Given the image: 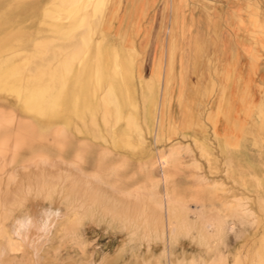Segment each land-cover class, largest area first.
I'll use <instances>...</instances> for the list:
<instances>
[{
	"label": "rangeland",
	"instance_id": "1",
	"mask_svg": "<svg viewBox=\"0 0 264 264\" xmlns=\"http://www.w3.org/2000/svg\"><path fill=\"white\" fill-rule=\"evenodd\" d=\"M1 2L0 264H264V0Z\"/></svg>",
	"mask_w": 264,
	"mask_h": 264
},
{
	"label": "bare ground",
	"instance_id": "2",
	"mask_svg": "<svg viewBox=\"0 0 264 264\" xmlns=\"http://www.w3.org/2000/svg\"><path fill=\"white\" fill-rule=\"evenodd\" d=\"M7 7H8V5H7ZM100 9H101V7L98 8V9H96L95 12H94V19H95L96 22H97V20H99L101 18L100 14H102V12L100 11ZM8 13H9V11H8ZM0 18H1V16H0ZM7 18H8V20L9 19H12V18H9V16ZM5 20H7V19L5 18ZM10 22H11V20H10ZM7 24H9V23H7ZM14 24H17V23H14ZM7 27H9V26H6V28ZM0 30H2V29H0ZM51 41H53V40H51ZM18 59H19V57H18ZM18 64H20V63H18ZM14 67H18V66H14ZM55 72H56V70H55ZM19 74H21V72ZM51 76L53 78V75H51ZM20 81H21L20 80V77L19 78H15L14 72H13V70L11 68H4V67L3 68L2 67L0 68V92H5L6 94L13 95V96L14 95H20L22 92H24L23 89H22V84L23 83L21 84ZM25 81L27 83V79L24 80V82ZM56 82H57V77H56ZM26 85H28V84H26ZM38 86H39V84H38ZM26 89L27 88H25L24 90H26ZM6 94H5V96H6ZM29 96H30V94H28V95L27 94H24L25 103L28 100ZM22 97H23V94H22ZM56 214H57V212H56ZM53 217L55 218V214H54V212L51 213V211H50V213H46L44 215V217L43 216L37 217L33 213H31V214H25V215H19V216L15 217L13 219V221L9 225V228H8L9 229V237L12 240H14V241L16 240L19 243H21L25 248H28L29 250H31L33 256L36 259H38L37 258L38 255H39L38 254L39 253L38 251H41L40 250V247H41V245L43 243L45 244V242H46L45 240L47 239L48 234H49V232H50V230H51V228H52V226H53V224L55 222V220L51 219ZM0 252L2 254L3 247L0 248ZM1 254H0V256L3 255V254L2 255Z\"/></svg>",
	"mask_w": 264,
	"mask_h": 264
},
{
	"label": "crops",
	"instance_id": "3",
	"mask_svg": "<svg viewBox=\"0 0 264 264\" xmlns=\"http://www.w3.org/2000/svg\"><path fill=\"white\" fill-rule=\"evenodd\" d=\"M6 1V0H5ZM23 0H21V2H22ZM19 3H20V1H19ZM107 3H108V1H107ZM2 2L0 3V10H1V7H2ZM7 5H8V7L6 6V8H5V10L4 11H2V12H0V16H1V18H0V29H2V30H0V40H2V41H7V43H9V34H11L12 32H11V27L13 28V26H12V22H13V18H12V16H11V13H10V10H11V6H10V4L7 2ZM107 5V4H106ZM8 11H9V13H8ZM29 11V12H28ZM5 12V13H4ZM35 12V9H34V7H31L29 10H26L24 13H34ZM2 13V14H1ZM6 14V15H5ZM7 19V20H5V18ZM9 16V18H12V19H9L8 20V17ZM26 17V16H25ZM17 19H20L19 17H17ZM5 20V21H4ZM10 20H11V22H10ZM7 23H9V24H7ZM5 24V25H4ZM2 25V26H1ZM11 25V26H10ZM6 26H9V27H7L6 28ZM4 27V28H3ZM7 29V30H6ZM10 32V33H9ZM4 33V34H3ZM128 42V41H127ZM158 65L156 66H154L153 67V69H152V71L150 72L152 75H156L157 76V74H158ZM122 71L120 72V74H123V72H126V73H128V74H130V68H131V63L129 62V61H126L124 64H123V66H122ZM125 73V74H126ZM121 78H122V81L120 82V84H119V86L120 87H115L114 86V84L112 85V87H113V90L114 89H120L121 90V92L122 91H125L126 89H127V87L126 86H128V82H129V77L127 76V74H126V76H121ZM122 96L124 97V99H126V100H128L129 99V97H127V94L125 95V93H122ZM113 98V102H114V106L117 108V109H119V108H121V107H123V105L121 104V102H116V97H112Z\"/></svg>",
	"mask_w": 264,
	"mask_h": 264
}]
</instances>
